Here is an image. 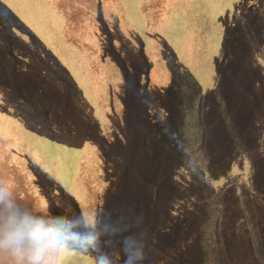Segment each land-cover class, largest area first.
<instances>
[{
  "label": "rangeland",
  "instance_id": "obj_1",
  "mask_svg": "<svg viewBox=\"0 0 264 264\" xmlns=\"http://www.w3.org/2000/svg\"><path fill=\"white\" fill-rule=\"evenodd\" d=\"M0 191L60 264H264V0H0Z\"/></svg>",
  "mask_w": 264,
  "mask_h": 264
},
{
  "label": "clouds",
  "instance_id": "obj_2",
  "mask_svg": "<svg viewBox=\"0 0 264 264\" xmlns=\"http://www.w3.org/2000/svg\"><path fill=\"white\" fill-rule=\"evenodd\" d=\"M62 223L59 218L22 211L0 191V250L10 252L15 264H60L68 245L79 246L64 232ZM127 264H132L131 258Z\"/></svg>",
  "mask_w": 264,
  "mask_h": 264
}]
</instances>
